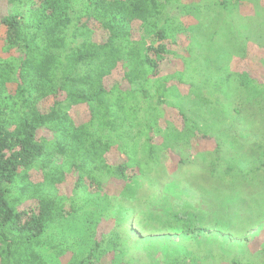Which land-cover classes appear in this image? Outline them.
<instances>
[{
  "label": "trees",
  "instance_id": "1",
  "mask_svg": "<svg viewBox=\"0 0 264 264\" xmlns=\"http://www.w3.org/2000/svg\"><path fill=\"white\" fill-rule=\"evenodd\" d=\"M1 1L0 264H97L90 230L172 177L228 194L264 184V83L226 68L264 48V22L238 14L259 0ZM198 136L208 149L185 151Z\"/></svg>",
  "mask_w": 264,
  "mask_h": 264
},
{
  "label": "rangeland",
  "instance_id": "2",
  "mask_svg": "<svg viewBox=\"0 0 264 264\" xmlns=\"http://www.w3.org/2000/svg\"><path fill=\"white\" fill-rule=\"evenodd\" d=\"M2 3L0 0V12ZM246 5L238 11L239 16L254 14L264 22V0H259L258 6ZM188 17H182L187 27L199 23ZM186 35L189 37L188 33ZM183 42L187 45L188 39L183 38ZM248 46L247 55L231 59L226 68L232 72L247 71L258 82L264 83L263 67L259 65L264 59V48ZM177 64L172 61L162 69L169 73L177 68ZM117 79L119 76L114 74L111 81ZM178 89L185 96L186 87ZM175 113L167 115V124L180 130L181 122ZM167 124L160 122L163 129L169 126ZM155 139L161 140L158 135ZM195 139H189V149L185 151L191 154L208 149V143L201 137ZM165 157L164 166L170 168L169 174L177 172L178 175V168H172L177 159ZM175 178L178 177H172L166 184L155 185L149 203L126 201L125 204H137L129 206V214L117 213L109 220H99L95 229L90 230L92 238L104 240L97 264H172L177 259L183 264H231L234 258L243 263L250 260L256 264L264 262L261 256L264 248V184L251 193L228 194L219 187L215 191L204 189L199 179L180 182ZM72 181L73 178L68 181L69 188ZM172 214L183 215L201 225L200 234L186 236L178 228H172L168 223ZM118 225L120 228L116 227Z\"/></svg>",
  "mask_w": 264,
  "mask_h": 264
}]
</instances>
